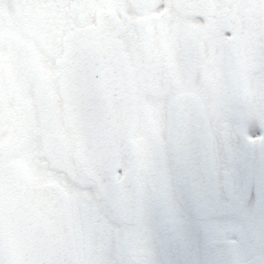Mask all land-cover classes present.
<instances>
[{"label":"snow or ice","instance_id":"1","mask_svg":"<svg viewBox=\"0 0 264 264\" xmlns=\"http://www.w3.org/2000/svg\"><path fill=\"white\" fill-rule=\"evenodd\" d=\"M0 264H264V0H0Z\"/></svg>","mask_w":264,"mask_h":264}]
</instances>
